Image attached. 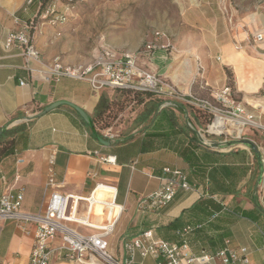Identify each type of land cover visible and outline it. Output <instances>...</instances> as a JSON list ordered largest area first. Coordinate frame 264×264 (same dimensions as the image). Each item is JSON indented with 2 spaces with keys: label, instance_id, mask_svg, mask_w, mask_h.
<instances>
[{
  "label": "crops",
  "instance_id": "0c3cea01",
  "mask_svg": "<svg viewBox=\"0 0 264 264\" xmlns=\"http://www.w3.org/2000/svg\"><path fill=\"white\" fill-rule=\"evenodd\" d=\"M25 2L0 0V131L23 125L13 133L14 153L0 160V192L12 182L18 168V184L25 187L21 209L36 213L44 208L53 190L87 195L97 182L110 183L117 187L116 202L123 205L108 237L115 258L132 257L131 264H157L156 258L142 256L139 249L131 255L126 247L142 232L151 230L152 240L185 243L194 254L245 247L247 264H264V131L248 128L250 132L244 137L255 143L257 153L242 144H208L226 140L203 131L193 104L153 96L142 102L144 107L134 125L119 128V133L111 130L114 138L106 136L108 127L95 126L110 142L104 145L70 106L60 104L41 113L53 102L70 101L93 120L100 97L111 101L114 89L93 90L88 81L70 77L46 81L43 76L54 58L59 57L66 65L77 64L61 57L57 50L61 35L57 36L48 26L33 33L39 51L37 59L23 56L18 46L5 50L2 44L7 33L18 26L14 15L28 18L35 9L31 5L24 11ZM256 15L248 23L252 37L256 31L264 34V8L259 21ZM204 19L211 25L219 20ZM222 22L220 32L202 33L199 47L188 50L194 60L193 68H148L141 63L148 55L139 57V64L182 93L194 88L196 93L205 92L213 98L215 92L227 88L231 100L240 102L249 113L262 114L264 123V39L254 41V48L247 50L234 40L248 38V32H230L223 18ZM200 57L208 68H197ZM51 153L55 156L56 184L49 187L46 180ZM106 156H114L115 161H103ZM17 158L24 162L17 164ZM166 167L183 171L190 188L178 187L173 199L161 208L142 209L138 199L160 187L169 175L164 171ZM116 214L112 206L96 205L91 220L108 224ZM28 228L29 233H23L13 220L0 222V264H21L28 259L33 226ZM59 242L57 236L53 244Z\"/></svg>",
  "mask_w": 264,
  "mask_h": 264
},
{
  "label": "built area",
  "instance_id": "2783aa9c",
  "mask_svg": "<svg viewBox=\"0 0 264 264\" xmlns=\"http://www.w3.org/2000/svg\"><path fill=\"white\" fill-rule=\"evenodd\" d=\"M85 0H26L23 7L28 11L35 5L33 13L28 18L14 15L18 25L10 30L4 41L3 48L10 50L18 46L26 58L37 59L39 51L33 42V33L41 26H48L58 36L61 34L60 26L73 16L78 4ZM263 32L256 31L253 41L261 42ZM169 44L168 36L162 31H155L152 39L146 42L141 50L115 51L103 48L91 60L76 65L63 64L59 57L54 58L47 73L43 76L46 81H59L62 77H70L89 82L93 90L103 88H129L134 91L151 92L153 96L170 98L181 103H191L198 109L212 116L210 123L203 128L207 134L224 136L225 140L241 138L238 128L229 124L228 119L234 123L240 122L241 128H252L264 131L262 114L255 115L245 110L240 102L228 97V89L215 92L213 102L207 98H200L191 92L182 93L172 83L167 82L155 73L145 70L139 64V57L149 55L151 52ZM21 84L24 82L21 81ZM218 116L226 121L221 131L217 132L211 126ZM215 128V127H214ZM230 130L235 131L232 136ZM106 136L115 137L108 128ZM230 138V139H229ZM55 156L51 153L48 158L49 170L46 184L52 187L56 184L53 168ZM105 162H114V156L103 158ZM17 164L24 162L17 158ZM168 177L164 178L160 187L153 192L138 199L139 206L144 210L158 209L169 203L178 187L185 190L190 188L186 174L179 169L164 168ZM21 172L15 169L12 182L0 192V222L13 220L23 233H29L28 226H33V244L28 259L21 264H55V261H65L68 264H131L132 257L119 260L113 256L109 249L108 237L113 232L115 222L123 205L116 202L117 187L110 183L97 182L87 195L63 193L58 190L50 192L44 208L36 213L25 212L21 209L25 194V187L18 184ZM5 183L6 178L3 177ZM108 192L109 197L102 192ZM82 204H84L82 206ZM119 207V214L112 225L97 224L91 220L94 207ZM81 228L93 230L84 233ZM59 236L60 242L53 244ZM131 255L139 249L142 256L156 258L157 264H247L245 247L239 249L223 248L217 252L202 250L198 254L192 253L187 244H177L165 240H152L151 230H146L126 245Z\"/></svg>",
  "mask_w": 264,
  "mask_h": 264
},
{
  "label": "rangeland",
  "instance_id": "374dc122",
  "mask_svg": "<svg viewBox=\"0 0 264 264\" xmlns=\"http://www.w3.org/2000/svg\"><path fill=\"white\" fill-rule=\"evenodd\" d=\"M263 4L264 0H85L78 4L73 16L63 24L57 50L62 58L82 64L103 48L141 50L158 30L168 36L169 44L141 58V63L148 68H193L194 60L188 50L199 47L202 33L220 32L224 27L222 18L230 32H248V38L240 36V41L234 40L235 44L247 50L253 49L255 42L248 23L253 14H257L259 21ZM204 17H217L219 20L211 25ZM212 60L218 62L216 58ZM196 64L197 68L209 66L202 57ZM189 91L213 102V98L205 92L196 93L194 88ZM112 94V113L105 125L119 133V128L134 125V119L144 105L131 94ZM193 108L197 107L193 105ZM210 121H202V127L205 128ZM248 132L250 130L245 128L241 138L246 137Z\"/></svg>",
  "mask_w": 264,
  "mask_h": 264
},
{
  "label": "trees",
  "instance_id": "16d2710c",
  "mask_svg": "<svg viewBox=\"0 0 264 264\" xmlns=\"http://www.w3.org/2000/svg\"><path fill=\"white\" fill-rule=\"evenodd\" d=\"M114 92L119 95H133L137 98L139 103H146L145 99L151 100L153 94L151 92H140L134 91L129 88H115ZM111 101H109L105 96H101L96 108H95V115L93 117V123L97 128H105V122L111 116ZM195 114L200 118L203 122L207 120L210 121L211 115L207 112H204L198 108H194ZM201 121V122H202ZM22 124L15 126L14 128L10 129H2L0 132V160L5 156L14 153L15 147V137L13 133L22 129Z\"/></svg>",
  "mask_w": 264,
  "mask_h": 264
},
{
  "label": "water",
  "instance_id": "95a60500",
  "mask_svg": "<svg viewBox=\"0 0 264 264\" xmlns=\"http://www.w3.org/2000/svg\"><path fill=\"white\" fill-rule=\"evenodd\" d=\"M60 104H66L68 106H70L72 109H74L78 115L84 120V122L87 124V126L90 128L91 132L93 133V135L96 137V139L104 145H108L110 142L107 139H104L99 132L97 131L93 120L91 118V116L81 107L75 105L74 103L70 102V101H56L53 102L51 104H49L48 106H46L41 113H45L47 111H49L50 109H53L54 107L60 105ZM1 132V131H0ZM230 133L232 136L235 135V131L234 130H230ZM201 137V136H200ZM201 139H203L201 137ZM208 144H213V145H220L223 144L224 146H231L233 144H242V145H247L250 148H252L256 153L258 152V148L255 145V143L253 141H251L248 138H237V139H232V140H226V141H222V142H208Z\"/></svg>",
  "mask_w": 264,
  "mask_h": 264
},
{
  "label": "bare ground",
  "instance_id": "6f19581e",
  "mask_svg": "<svg viewBox=\"0 0 264 264\" xmlns=\"http://www.w3.org/2000/svg\"><path fill=\"white\" fill-rule=\"evenodd\" d=\"M195 58H198V56H196ZM225 120H224V118H223V116H218L217 118H216V120L214 121V123H213V125L211 126V128H213L215 131H217V132H219V131H221V129L223 128V125L225 124ZM227 122H229V124H231L232 126L233 125H235V126H237V128H238V133H241V132H243L245 129H243V128H241V123L240 122H237V123H234L233 121H231L230 119H228V121ZM215 127V128H214ZM104 192V191H103ZM102 192V193H103ZM104 196H106V197H109L110 195H109V193H108V195H104ZM112 207H114L116 210H117V214H116V217H115V219L112 221V222H110V223H108L107 225H112L114 222H115V220H116V218H117V216H118V214H119V207L118 206H115V205H111Z\"/></svg>",
  "mask_w": 264,
  "mask_h": 264
}]
</instances>
